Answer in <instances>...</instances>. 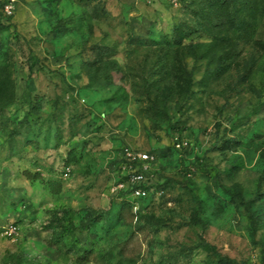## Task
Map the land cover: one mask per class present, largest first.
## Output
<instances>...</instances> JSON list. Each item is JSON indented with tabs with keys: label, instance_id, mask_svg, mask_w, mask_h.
<instances>
[{
	"label": "rangeland",
	"instance_id": "1",
	"mask_svg": "<svg viewBox=\"0 0 264 264\" xmlns=\"http://www.w3.org/2000/svg\"><path fill=\"white\" fill-rule=\"evenodd\" d=\"M0 264H264V0H0Z\"/></svg>",
	"mask_w": 264,
	"mask_h": 264
},
{
	"label": "built area",
	"instance_id": "2",
	"mask_svg": "<svg viewBox=\"0 0 264 264\" xmlns=\"http://www.w3.org/2000/svg\"><path fill=\"white\" fill-rule=\"evenodd\" d=\"M10 7L11 5L7 7L8 11ZM177 147H181V144L177 143ZM123 154L129 160L130 165L118 182V189L128 192L135 198H148L152 195L158 198L162 194V190L155 189L145 183L146 175L156 162V155L149 151H138L130 148L123 149Z\"/></svg>",
	"mask_w": 264,
	"mask_h": 264
},
{
	"label": "trees",
	"instance_id": "3",
	"mask_svg": "<svg viewBox=\"0 0 264 264\" xmlns=\"http://www.w3.org/2000/svg\"><path fill=\"white\" fill-rule=\"evenodd\" d=\"M224 258V257H223ZM224 260H226V259H224Z\"/></svg>",
	"mask_w": 264,
	"mask_h": 264
}]
</instances>
